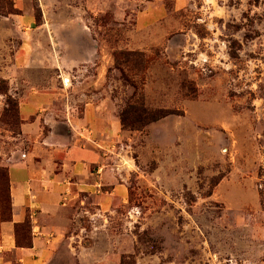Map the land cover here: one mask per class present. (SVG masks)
Segmentation results:
<instances>
[{"label": "rangeland", "instance_id": "374dc122", "mask_svg": "<svg viewBox=\"0 0 264 264\" xmlns=\"http://www.w3.org/2000/svg\"><path fill=\"white\" fill-rule=\"evenodd\" d=\"M29 93L103 122L57 264H264V0H0V167L30 150ZM141 107L169 115L138 127Z\"/></svg>", "mask_w": 264, "mask_h": 264}, {"label": "crops", "instance_id": "0c3cea01", "mask_svg": "<svg viewBox=\"0 0 264 264\" xmlns=\"http://www.w3.org/2000/svg\"><path fill=\"white\" fill-rule=\"evenodd\" d=\"M86 98L79 97L85 101L79 116L70 104L76 102L74 96L29 93L20 98L19 136L30 150L2 160L9 171L11 216L0 214V264H57L66 239V208L82 193L99 195L103 155L96 138L87 143L79 134L91 127L100 132L103 122L100 107ZM107 184L115 185L111 195L123 190L111 180ZM27 219L31 227L26 238L18 226Z\"/></svg>", "mask_w": 264, "mask_h": 264}, {"label": "trees", "instance_id": "16d2710c", "mask_svg": "<svg viewBox=\"0 0 264 264\" xmlns=\"http://www.w3.org/2000/svg\"><path fill=\"white\" fill-rule=\"evenodd\" d=\"M169 114L165 111H152L147 108L141 107L136 113H134V124L138 127H145L151 123L157 122ZM123 123L127 124L128 116L127 112L122 115ZM0 214L3 219H9L11 216V196L9 185V171L7 168L0 167ZM25 225V224H22ZM18 226V229L22 226Z\"/></svg>", "mask_w": 264, "mask_h": 264}, {"label": "bare ground", "instance_id": "6f19581e", "mask_svg": "<svg viewBox=\"0 0 264 264\" xmlns=\"http://www.w3.org/2000/svg\"><path fill=\"white\" fill-rule=\"evenodd\" d=\"M66 83H68V79L66 80Z\"/></svg>", "mask_w": 264, "mask_h": 264}]
</instances>
